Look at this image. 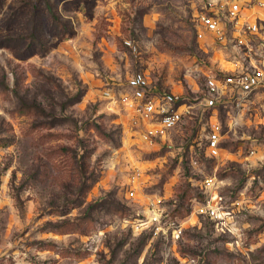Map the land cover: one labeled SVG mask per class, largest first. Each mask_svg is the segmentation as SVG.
<instances>
[{"label": "rangeland", "instance_id": "obj_1", "mask_svg": "<svg viewBox=\"0 0 264 264\" xmlns=\"http://www.w3.org/2000/svg\"><path fill=\"white\" fill-rule=\"evenodd\" d=\"M234 1L247 49L221 14L224 41H197L195 15ZM250 60L264 75L252 0H0V264H264V85L203 107L206 77ZM137 73L190 107L151 142L113 102ZM158 200L183 223L167 247L134 226Z\"/></svg>", "mask_w": 264, "mask_h": 264}, {"label": "built area", "instance_id": "obj_2", "mask_svg": "<svg viewBox=\"0 0 264 264\" xmlns=\"http://www.w3.org/2000/svg\"><path fill=\"white\" fill-rule=\"evenodd\" d=\"M259 7H264V0H252ZM241 11V3L234 1L228 5L199 12L194 17L195 37L197 41L210 40L211 43H221L224 41V28L220 20V14L228 19L234 31L233 41L238 47H248L249 39L258 32L257 23L250 24L238 22V13ZM250 68L245 71L233 72L224 75L221 79L213 76L206 77L205 86L208 98L204 99L203 107L211 108L223 98L226 88L242 97L263 87L264 75L262 70L255 66L250 60ZM127 92L121 93L117 100L120 115L138 140L151 142L161 139L170 131L174 130L184 117L189 114V106L185 103H177L167 95H159L153 91L142 73L132 75L126 81ZM112 100V99H111ZM219 135L211 131L206 136V151L210 157H218L220 148ZM253 153V152H251ZM210 180L205 181L207 188ZM132 195V194H131ZM157 203L149 202L145 214L137 215L134 226L139 230L147 227L153 229V234L158 236L164 247L173 245L183 234V223L176 217L169 216L160 211ZM205 212L213 220L222 222L223 215H220L218 208L208 203Z\"/></svg>", "mask_w": 264, "mask_h": 264}]
</instances>
